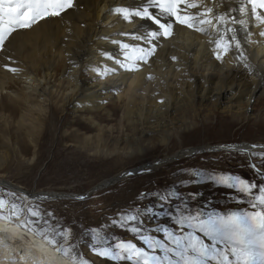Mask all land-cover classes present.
<instances>
[{"label":"bare ground","instance_id":"bare-ground-1","mask_svg":"<svg viewBox=\"0 0 264 264\" xmlns=\"http://www.w3.org/2000/svg\"><path fill=\"white\" fill-rule=\"evenodd\" d=\"M142 2L75 0L74 7L60 17L39 20L31 29L19 30L13 34L10 42H6L4 50L0 51V97H4V101L0 100V108L8 112L7 119L13 121L15 128L22 130L33 149L36 141L31 138L40 134L37 132L33 136V132L37 128L41 130L45 122L53 118L51 107L54 106L61 112L73 108L76 114H84L82 117H87L99 130L101 126L93 120L94 114L103 111L109 117L114 108H119L127 122L140 127L141 135L135 138V150L139 153L160 146L167 148L169 136L164 134L168 129H164L163 119L167 118L169 111L173 114L182 107L203 104L209 105L212 111L221 109L230 112L231 117L235 116L233 109L235 113L242 111L244 120L251 117L246 111L251 106L250 101L254 97H264V37L259 35L264 26L257 27L254 18H250L248 28L252 35L249 37L243 28L236 25L241 48L236 49L233 43L228 53L217 60L214 41L218 34L215 30L207 34L175 24L170 37L155 41V53L148 58L147 63L136 61V54L128 49L133 59L125 63L132 70H126L114 60L107 59L104 53L122 60L123 50L120 44L113 41L139 45L140 41L121 33L144 34L145 29L140 27L144 22L138 18L127 22L114 9L121 6L135 7ZM198 2L214 7V11L220 13L227 11L229 6L238 8L240 0ZM188 11L195 12L196 9ZM233 15L239 18L240 14L237 12ZM173 57L176 59L173 60ZM5 64L17 71L5 70ZM245 64L253 70L250 72L244 67ZM150 122H154V126ZM181 122L186 123L187 120ZM0 136L8 141L7 146L11 148L9 137H5L1 130ZM155 137L156 141L142 146L144 141ZM101 140L99 138L100 143L95 147L84 146V150L113 152L108 151L109 144ZM1 143V147H5ZM232 144L240 148L247 147L255 153H260L262 149H251V145H264L262 142ZM113 146L118 147L117 144ZM206 146L180 147L173 156L175 159L189 156ZM172 154L148 161L145 169L152 171L160 168ZM120 174L96 186L100 189L102 185L109 186L124 179L118 178ZM7 183L19 187L0 179V185ZM94 188L95 185L85 191L86 196L95 191ZM38 192L49 196L53 193L60 196L81 195L50 190L26 191V194ZM22 224L20 218H12L11 221L0 219V264H73L71 255L58 250L62 246L50 244L47 239ZM85 253L97 263H102L87 251Z\"/></svg>","mask_w":264,"mask_h":264},{"label":"rangeland","instance_id":"rangeland-1","mask_svg":"<svg viewBox=\"0 0 264 264\" xmlns=\"http://www.w3.org/2000/svg\"><path fill=\"white\" fill-rule=\"evenodd\" d=\"M0 100L4 101V97H0ZM250 104L246 111L251 117L247 120L242 117V111L235 113L233 109L235 116L231 117L230 112L221 109L212 111L209 105L203 104L185 106L173 114L169 111L167 118L163 119L164 129H168L164 134L169 136L167 148L160 146L140 153L135 150V138L141 135L140 127L127 122L119 108H114L109 117L103 111L94 114L93 120L101 126L99 130L87 117H82L84 114H76L73 108L61 112L57 107H51L53 118H49L41 130L37 128L33 132V136L40 133L31 138L36 141L34 149L22 130L15 128L13 121L7 119L8 112L0 108V130L5 137H9L12 145L9 148L8 141L0 136V141L5 146L0 145V179L27 192L50 190L82 194L116 174L147 165L154 158L161 159L164 154L173 153L160 168L128 175L114 184L96 188L84 199L32 200L0 185V199L5 201L0 213L5 216L11 214L14 219L20 218L23 224L28 220L35 221V224L27 227L31 230L47 229L46 235L57 240L55 245L70 248L71 255L80 254L81 259H86L91 264H114L93 254L91 249L96 244V237H104L110 244L120 239L134 240L130 232L119 226V216L145 207L154 206L158 209V193L177 189L185 197L190 193H198L194 201H189L193 210L201 206L222 213L252 210L247 203H237L230 190L211 181L204 179L199 183H188L192 179L191 173L196 170L203 171L206 175L230 173L256 180L249 164L260 165L258 153L250 157L215 148L220 144L264 143V97H254ZM47 106L50 107V104ZM150 123L152 126L155 124ZM173 127L176 129L173 130ZM181 132L186 135H181ZM99 138L109 144L107 150L113 152L84 150V146L95 147L99 144ZM155 139L157 140L155 137L144 141L142 146L152 140L156 141ZM115 143L117 148L113 146ZM203 145L207 146L197 149L189 156L179 159L173 156L180 147L184 149ZM141 193L151 195L141 198ZM12 205H16L15 210ZM30 209L39 212L40 217L32 216ZM14 211L19 214H13ZM113 221L117 223L114 224ZM145 222L149 227L154 226V221L145 218ZM59 231H63L65 236L55 235ZM86 251L102 263L92 260Z\"/></svg>","mask_w":264,"mask_h":264},{"label":"snow or ice","instance_id":"snow-or-ice-1","mask_svg":"<svg viewBox=\"0 0 264 264\" xmlns=\"http://www.w3.org/2000/svg\"><path fill=\"white\" fill-rule=\"evenodd\" d=\"M74 4L75 0H0V51L4 50L6 42H10L14 33L31 29L39 20L60 17L62 13L72 9ZM189 9L196 11L189 12ZM114 12L127 22L136 18L144 22L140 26L145 29L144 34L121 33L140 41L139 45L113 41L120 44L123 50L122 60L104 53L107 59L114 60L126 70H132L125 63L133 59L128 54V49L136 54V61L147 63L148 58L155 53V41L170 37L175 24L207 34L215 30L218 34L214 41V55L217 60H221L228 53L233 43L236 49L241 48L236 25L243 28L249 37L252 35L248 28L250 18H254L257 27L264 26V0H240L238 8L229 6L227 11L220 13L198 0H143L135 7H116ZM237 12L240 14L239 18L233 15ZM259 35L264 37V30ZM244 67L250 72L253 70L248 64ZM4 68L11 72L17 71L9 64H5ZM112 71L115 72V69ZM257 148L262 149L258 153L260 165L249 164L256 180L230 173L206 175L203 171L196 170L191 173L192 179L188 181L193 184L204 179L211 181L230 190L237 203H247L252 210L222 213L207 210L204 206L193 210L189 201H194L198 193H190L185 197L178 189L169 190L157 194L158 209L154 206L145 207L119 216V226L130 232L134 240L120 239L110 244L106 238L97 236L91 251L114 264H264V145H251V149ZM220 150L257 155L247 147L221 145ZM150 195L141 193V198H148ZM4 205L5 201L0 199V208ZM12 209L15 210L16 205H12ZM29 211L32 216L40 217L39 212L31 209ZM13 214L19 213L14 211ZM145 218L154 221V226L149 227ZM0 219L11 221L12 215H0ZM35 223L28 220L21 226ZM32 230L44 236L50 244H57L55 238L46 235L47 229ZM55 235L64 237L65 233L59 231ZM58 250L65 255H71L72 251L63 247ZM71 259L73 264H91L88 260L81 259L80 254L71 255Z\"/></svg>","mask_w":264,"mask_h":264},{"label":"water","instance_id":"water-1","mask_svg":"<svg viewBox=\"0 0 264 264\" xmlns=\"http://www.w3.org/2000/svg\"><path fill=\"white\" fill-rule=\"evenodd\" d=\"M221 145H231V146H236V145H234V144H220V145H218V146H216L215 148H220V146ZM144 166H146V165H143L142 167H144ZM147 169V168H146ZM145 169V167L144 168H138V169H136V168H134V169H130V170H128V171H124V172H122L120 175H119V177L118 178H124V177H126V176H128V175H134V174H139V173H142V172H146V171H149V170H146ZM144 170H146V171H144ZM129 173H131V174H129ZM4 186H6V187H8L9 189H11L12 191H14V192H17V193H19V194H21V195H26L27 196V198L28 199H32V200H52V199H54L55 197H65V198H77L78 199V197H80V196H83V197H85L87 194L86 193H84V194H81V195H73V194H70V195H65V196H60V194H58V193H50V194H52L51 196H49V194H42V193H40V192H38V193H32V194H26V191L25 190H23V189H21L20 187H15V186H13V185H11V184H9V183H7V184H3ZM104 186H106V185H102L101 187H104ZM99 186H95V188L94 189H96V188H98ZM42 195H44V196H42ZM50 197H54V198H50Z\"/></svg>","mask_w":264,"mask_h":264}]
</instances>
